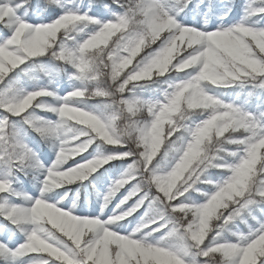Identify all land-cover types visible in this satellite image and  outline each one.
Here are the masks:
<instances>
[{"label": "snow or ice", "instance_id": "6c2138e0", "mask_svg": "<svg viewBox=\"0 0 264 264\" xmlns=\"http://www.w3.org/2000/svg\"><path fill=\"white\" fill-rule=\"evenodd\" d=\"M0 264H264V0H0Z\"/></svg>", "mask_w": 264, "mask_h": 264}, {"label": "rangeland", "instance_id": "374dc122", "mask_svg": "<svg viewBox=\"0 0 264 264\" xmlns=\"http://www.w3.org/2000/svg\"><path fill=\"white\" fill-rule=\"evenodd\" d=\"M78 159V158H77ZM69 163H71V162H69Z\"/></svg>", "mask_w": 264, "mask_h": 264}]
</instances>
